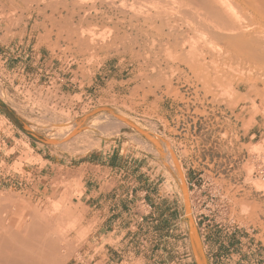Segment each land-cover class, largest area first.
<instances>
[{
	"label": "rangeland",
	"instance_id": "rangeland-1",
	"mask_svg": "<svg viewBox=\"0 0 264 264\" xmlns=\"http://www.w3.org/2000/svg\"><path fill=\"white\" fill-rule=\"evenodd\" d=\"M158 1L0 0V217L65 264H264V70L189 68L130 26Z\"/></svg>",
	"mask_w": 264,
	"mask_h": 264
},
{
	"label": "bare ground",
	"instance_id": "bare-ground-1",
	"mask_svg": "<svg viewBox=\"0 0 264 264\" xmlns=\"http://www.w3.org/2000/svg\"><path fill=\"white\" fill-rule=\"evenodd\" d=\"M117 1L120 4L118 8L123 10L126 17L125 12L132 5L130 2L137 5L140 0ZM158 2L159 4H156L159 9L155 12L142 13L138 24H133V19L130 17L132 19L129 20L130 26L136 31H145L144 34L149 39L153 37V32H157L161 40L166 41L179 53V59L189 68L201 69L206 64V59L210 58L219 60L220 64L224 63V67L228 68L245 64L261 72L264 70V0H160ZM114 5L113 7H117ZM140 25L147 29L139 28ZM217 45L223 46V49L216 48L217 51L219 50L217 52L214 49ZM261 72L259 71V75H262ZM263 76L264 74L262 75L264 79ZM214 78L218 79V76L211 79ZM209 81L211 80L207 78L206 83ZM7 201L5 197L0 196L1 212ZM15 205L17 207L18 203ZM36 211H28L30 212L29 218L26 217L28 220L18 223L10 218V213L8 216L0 217V264L66 263L68 250L62 252L58 244L53 216L51 219H48V216L44 218L43 213L40 212L42 217L38 214L39 210Z\"/></svg>",
	"mask_w": 264,
	"mask_h": 264
},
{
	"label": "built area",
	"instance_id": "built-area-1",
	"mask_svg": "<svg viewBox=\"0 0 264 264\" xmlns=\"http://www.w3.org/2000/svg\"><path fill=\"white\" fill-rule=\"evenodd\" d=\"M263 148H264V146H263ZM257 174L260 175V177L264 180V152L261 155V159H260V169L258 170V173ZM191 187L193 188V192L196 193L194 195V199L192 201L194 202V204L196 206L198 205L199 208H200L205 203V200H203L202 202L200 200V198L202 197V195L200 193H201L203 187H201L200 189H197L196 182L192 183L191 184ZM205 207H207V206H205Z\"/></svg>",
	"mask_w": 264,
	"mask_h": 264
},
{
	"label": "crops",
	"instance_id": "crops-1",
	"mask_svg": "<svg viewBox=\"0 0 264 264\" xmlns=\"http://www.w3.org/2000/svg\"><path fill=\"white\" fill-rule=\"evenodd\" d=\"M3 51L1 48H0V59L2 58L3 56ZM254 136H257V134H254ZM260 138H264V131L260 133ZM42 160L48 164H50V160L47 159V158H44L42 155H40ZM87 188H85V191H84V195L87 196V200L89 198H91V196H94V194H96V189L94 188V182H91V183H87Z\"/></svg>",
	"mask_w": 264,
	"mask_h": 264
},
{
	"label": "water",
	"instance_id": "water-1",
	"mask_svg": "<svg viewBox=\"0 0 264 264\" xmlns=\"http://www.w3.org/2000/svg\"><path fill=\"white\" fill-rule=\"evenodd\" d=\"M138 132H140L141 134L147 136L146 134H144L142 131H140L139 129L135 128Z\"/></svg>",
	"mask_w": 264,
	"mask_h": 264
}]
</instances>
